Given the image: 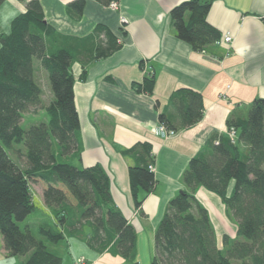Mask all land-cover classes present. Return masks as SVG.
Returning <instances> with one entry per match:
<instances>
[{
  "label": "trees",
  "instance_id": "1",
  "mask_svg": "<svg viewBox=\"0 0 264 264\" xmlns=\"http://www.w3.org/2000/svg\"><path fill=\"white\" fill-rule=\"evenodd\" d=\"M27 2L26 12L11 21L9 32L0 27V233L5 250L12 256L30 255L24 264H63L46 241L57 244L65 237H85L97 254L123 257L140 264L137 233L116 205L111 179L100 164L82 166L83 143L75 105L73 65L82 67L80 80L87 77L90 63L109 57L121 48L104 24L79 37L57 31L48 22L40 0ZM106 7L119 0H97ZM5 0H0V6ZM213 0H187L175 6L171 19L178 39L195 51H204L221 39L207 21ZM86 0L68 4L81 17ZM48 73L54 101L45 105L36 78L35 61ZM143 81L137 93L153 95L156 76L140 63ZM173 113L163 111L159 120L169 129L189 128L204 116L201 93L180 88L168 101ZM44 112L47 121L25 130L26 113ZM236 143L228 135H214L201 153L189 162L182 181L185 185L169 202L155 236L151 264H264V99H255L247 118H231ZM120 153L134 160L129 182L135 206L140 208L155 190L156 162L151 143L139 141ZM33 182L46 188L45 201L52 209L54 227L42 226L37 238L20 223L36 211ZM234 187L229 191L231 184ZM199 187L217 193L227 215L238 223L237 239L223 237L221 248L208 210L197 200ZM54 193V194H53ZM46 240V241H44Z\"/></svg>",
  "mask_w": 264,
  "mask_h": 264
},
{
  "label": "crops",
  "instance_id": "2",
  "mask_svg": "<svg viewBox=\"0 0 264 264\" xmlns=\"http://www.w3.org/2000/svg\"><path fill=\"white\" fill-rule=\"evenodd\" d=\"M72 1L40 0L45 22L61 33L79 37L91 34L97 24H104L121 44L109 57L90 63L83 81L80 62L73 65L75 105L83 143L81 165L100 164L106 170L113 199L136 230L138 259L143 264L148 252L151 264L156 229L171 199L185 189L182 177L191 159L214 135L229 134V119L247 118L251 103L264 99V0H213L207 21L221 36L231 34L232 41L212 44L204 51H195L176 36L170 12L187 0H119L118 9L86 0L81 17L69 10ZM27 2L5 0L0 6L3 32H9L11 21L26 12ZM121 16L128 20L124 30ZM142 61L147 71L156 76L153 95L137 93L133 88L143 81ZM180 88L202 94L204 116L195 125L178 130L176 136L165 138L157 133L159 115L163 111L173 113L168 101ZM42 99L49 105L54 96L51 94L45 101L43 92ZM42 113L40 122L47 121ZM33 124H39L38 119ZM139 141L152 145L157 184L137 208L128 173L134 160L124 157L120 149ZM233 187L234 183L230 192ZM195 195L208 210L219 246L223 248L224 236L236 240L238 223L227 215L221 198L204 187H199ZM212 201L215 203L211 205ZM46 209L48 212L43 213L55 222L52 209L45 205L42 211ZM91 231L87 226L85 237H65L57 244L44 241L52 252H62L55 254L63 258V264H79L81 258L85 259L81 264H128L121 256L107 252L99 255L91 249L86 242ZM29 256L10 255L0 233V264H24Z\"/></svg>",
  "mask_w": 264,
  "mask_h": 264
},
{
  "label": "rangeland",
  "instance_id": "3",
  "mask_svg": "<svg viewBox=\"0 0 264 264\" xmlns=\"http://www.w3.org/2000/svg\"><path fill=\"white\" fill-rule=\"evenodd\" d=\"M122 17V16H121ZM37 63V64H36ZM35 67H36V78L37 81L40 83L41 87L43 88V92H44V99L45 101H48L51 98V94H53V90L50 84V80L48 77V73L42 68V66L40 65V63L36 60L35 61ZM55 98V96H54ZM40 115H38L37 117H31V115L29 116L27 113L24 115L23 120H22V127L25 130L30 129L34 124V120L38 119L39 123H41L40 121H42V117H44L41 113H39ZM205 188V187H204ZM206 189V188H205ZM32 190H33V194L34 197L36 198V206L37 209L35 212H33L31 215H29L27 217V219L23 222L20 223L21 228L24 229L25 226H29L31 231L33 232V234L37 237L40 238L39 235V229L42 226H49L51 228H55L54 227V222L53 220L46 214H44L43 212L46 211L48 212V210H43L42 209L45 207V205L47 206V202L45 201V186L42 182H33L32 184ZM210 194H214L217 197H220L217 193L212 192L208 189H206ZM54 194V193H53ZM221 198V197H220ZM205 201H207L208 199L204 198ZM222 201V199H221ZM223 202V201H222ZM215 203L214 201L211 202V205ZM224 204V202H223ZM48 207V206H47ZM54 247V249H56L55 246L51 245V248ZM54 253H62L59 250H54ZM146 253V260L145 258H143V264H149V259H148V252ZM145 257V256H143ZM142 264V262H140Z\"/></svg>",
  "mask_w": 264,
  "mask_h": 264
},
{
  "label": "built area",
  "instance_id": "4",
  "mask_svg": "<svg viewBox=\"0 0 264 264\" xmlns=\"http://www.w3.org/2000/svg\"><path fill=\"white\" fill-rule=\"evenodd\" d=\"M110 8L112 9H118L119 7V4L118 2L116 1H113L110 5H109ZM128 22V20L123 16L121 17V24H122V28L123 30L126 28L125 24ZM232 41V36L231 34H225L223 36H221V39L217 42L218 44L219 43H226V44H230ZM152 73V72H151ZM157 133L161 134L163 137L165 138H169V137H172V136H176L178 131L176 130H173V129H169L164 123H161L158 130H157ZM229 136L231 137L232 139V142L233 143H236V129L235 128H231V130H229ZM155 163L153 164H150L149 168L151 171H154L155 172ZM85 259L84 258H81L77 261V263L81 264V263H84Z\"/></svg>",
  "mask_w": 264,
  "mask_h": 264
}]
</instances>
